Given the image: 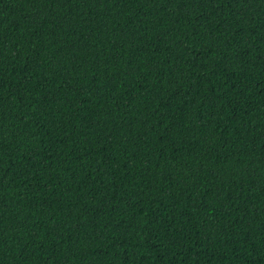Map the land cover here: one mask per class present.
<instances>
[{"label": "trees", "instance_id": "1", "mask_svg": "<svg viewBox=\"0 0 264 264\" xmlns=\"http://www.w3.org/2000/svg\"><path fill=\"white\" fill-rule=\"evenodd\" d=\"M0 264H264V0H0Z\"/></svg>", "mask_w": 264, "mask_h": 264}]
</instances>
